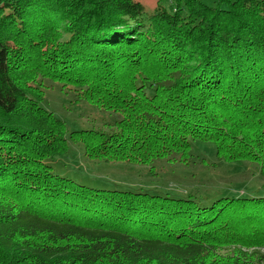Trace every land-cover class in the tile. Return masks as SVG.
Returning <instances> with one entry per match:
<instances>
[{
  "label": "trees",
  "instance_id": "trees-1",
  "mask_svg": "<svg viewBox=\"0 0 264 264\" xmlns=\"http://www.w3.org/2000/svg\"><path fill=\"white\" fill-rule=\"evenodd\" d=\"M222 1L0 0V264H264V197L58 176L63 129L26 87L40 73L119 114L113 137L69 134L86 157L187 166L197 141L264 189V0Z\"/></svg>",
  "mask_w": 264,
  "mask_h": 264
},
{
  "label": "rangeland",
  "instance_id": "rangeland-1",
  "mask_svg": "<svg viewBox=\"0 0 264 264\" xmlns=\"http://www.w3.org/2000/svg\"><path fill=\"white\" fill-rule=\"evenodd\" d=\"M145 9L156 7L158 0H141ZM209 7L225 8L222 0H199ZM41 69V68H40ZM40 74V73H38ZM35 75L26 87L40 101L39 105L60 122L66 139V151L48 162L52 172L89 188L141 192L149 195L181 198L191 192L197 198L218 196L264 197V189L254 163H224L215 156L214 146L191 142L187 166L173 157L149 164L125 161L93 160L84 155L82 143H72L74 131H88L113 137L119 131L117 113L86 102L71 86ZM13 123L11 119L6 120ZM96 134V135H97ZM264 255V249L259 250Z\"/></svg>",
  "mask_w": 264,
  "mask_h": 264
}]
</instances>
